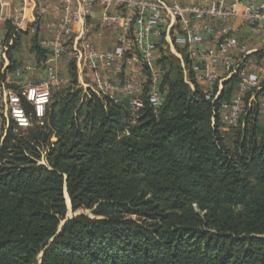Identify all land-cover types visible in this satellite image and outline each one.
Masks as SVG:
<instances>
[{
	"label": "trees",
	"instance_id": "trees-1",
	"mask_svg": "<svg viewBox=\"0 0 264 264\" xmlns=\"http://www.w3.org/2000/svg\"><path fill=\"white\" fill-rule=\"evenodd\" d=\"M7 31L12 73L26 33ZM32 53L38 66L49 54L36 37ZM185 63L188 82L162 50L165 102H146L136 120L128 99L86 93L72 63L44 126L10 124L0 136V264H264V82L240 126L225 131L218 111L238 79L215 100ZM65 189L73 211L95 218L60 226Z\"/></svg>",
	"mask_w": 264,
	"mask_h": 264
},
{
	"label": "built area",
	"instance_id": "built-area-1",
	"mask_svg": "<svg viewBox=\"0 0 264 264\" xmlns=\"http://www.w3.org/2000/svg\"><path fill=\"white\" fill-rule=\"evenodd\" d=\"M30 1L33 4L36 2V0ZM56 1L60 6L58 10L62 14V22L59 25L60 34L55 39L39 41V45L47 49L51 57L44 65L45 79L39 85L19 82L16 89H6L2 83L0 119L4 118L5 122L2 128L3 137L6 136L8 125L12 122L22 129L31 128L34 124L39 127L45 125L46 109L51 101V92L66 83L50 62L60 59L67 53L64 37L71 36L76 26L84 30L87 19L97 7L104 10L102 24L105 28L112 29L118 25L123 27L117 36V44L113 49L100 51L77 43L74 45L73 60L76 63L78 75L83 76L87 72L92 74L91 90L96 95L107 97L113 91L125 95L134 120L143 111L146 102L155 110H159L165 102V96L150 90L145 99L140 85L126 82L115 86L103 75L101 69L109 70L119 62L129 64L135 61H140L151 68L158 55L161 40L167 42L171 48L193 47L204 41L202 33L214 31L213 26L209 25L211 22L235 21L241 17L244 22L251 25L264 24V7L244 6L243 8L242 0H231L230 4L220 0L217 5L209 6L187 4L179 0ZM221 31L224 38L220 53L193 51V57L197 61L191 68L196 74H200L202 63L221 64L228 77L238 79L239 94L222 104L218 116L225 126L239 127L242 118L248 115L254 104L253 97L246 105L243 103V98L250 91L261 89L264 65L260 67L259 73L253 72L247 63L249 53L246 47L230 33V29L224 28ZM7 51L8 47L0 44V53L4 55ZM230 51H235L239 56H231ZM37 69L36 64H25L16 71V75L31 74ZM208 96L215 100L218 98L213 93ZM114 101L118 103L120 99ZM24 102L32 108L31 114H27ZM52 141L55 139L53 138ZM46 153L47 151H44L43 156H46Z\"/></svg>",
	"mask_w": 264,
	"mask_h": 264
},
{
	"label": "crops",
	"instance_id": "crops-1",
	"mask_svg": "<svg viewBox=\"0 0 264 264\" xmlns=\"http://www.w3.org/2000/svg\"><path fill=\"white\" fill-rule=\"evenodd\" d=\"M179 1L187 4L209 6L217 5L220 0ZM225 2L230 4L231 0H225ZM242 4L243 8L244 6L263 8L264 0H242ZM59 7V3L56 0H36L35 4H33L30 0H0V44L7 46L8 48L13 44V41H10L9 43L5 42L8 33V24L12 25L17 31L26 33V36L22 41V52L18 54L20 66L14 72L7 73L6 69L10 64L7 52L4 53V55L0 53V75H5V79L0 81V96L2 94V83L5 85L4 88L6 87L7 89L13 87L14 85L17 86L19 82L29 83L30 85H39L45 79L44 65L47 60H50V53L48 54L46 61L42 63V65L38 66L37 59L34 53H32V40L35 37L38 39V41L51 40L55 39L60 34L59 25L62 22V14L58 10ZM103 17L104 10L99 7L95 8L91 17L87 19L86 28L84 30H81L79 26H76L71 36L64 37V44H66L67 53L60 59L51 60L50 62L54 66L57 74L66 82L58 89L67 87L70 84V65L75 63L73 60L75 44H84L90 49H96L100 51H107L113 49L116 46L117 36L120 33V29L123 27L118 25L112 29H107L102 24ZM209 25L213 26L214 31L211 33H202L204 41L202 43L193 45V47L171 48L167 42L161 40L159 42L158 55L153 67L151 68L140 61H135L129 64L119 62L114 68L109 70L101 69V71L103 75L107 77L115 86L123 85L126 82H132L140 85L144 91V85L150 82V90H155L161 95L166 96V90L162 91L161 89L164 73L158 64V61L162 57V50L180 60V63L184 69L185 79L188 82V69L186 68L185 59H188L190 63L189 69L192 70L191 66L195 63V61H197V59L193 57V51H213L214 53L219 54L224 38L221 30L228 28L231 30L230 33L239 39V41L246 47L249 53L247 55V63L251 66L250 69L255 73H259L260 67L264 65V57L257 56V53H264V24L251 25L247 22H244L241 17H239L238 20L235 21H216L209 23ZM230 55L235 57L239 56L235 51H230ZM25 64H36L38 69L31 74L25 73L23 76L16 75V71ZM76 73L79 85L83 87L86 93L88 90L92 92V74L87 72L83 76L78 75L77 67ZM195 75L200 87L207 94L213 93L218 97L222 93L225 83L232 78L228 77L227 72L224 70L221 64L212 65L209 63H202L200 74L195 73ZM87 79L90 81H86ZM262 81L264 82V75ZM191 87L193 89V85H191ZM238 92L239 90L237 87L232 98L237 97L239 94ZM250 92L252 93V91ZM257 92L258 91H254L251 94V97H249L248 101L250 98L252 99V97L255 101V95ZM246 96L247 94L243 98L244 104V99ZM107 97L112 100L120 99V101L126 99L125 95L115 91L110 93ZM258 100L259 104H261V113L264 115V112H262V109H264V92H261ZM4 126L5 122L3 118L0 119V136H2V128H4Z\"/></svg>",
	"mask_w": 264,
	"mask_h": 264
},
{
	"label": "rangeland",
	"instance_id": "rangeland-1",
	"mask_svg": "<svg viewBox=\"0 0 264 264\" xmlns=\"http://www.w3.org/2000/svg\"><path fill=\"white\" fill-rule=\"evenodd\" d=\"M23 54H24V52H23ZM75 64V63H74ZM86 81H90V80H86ZM16 85H14L13 87H11L12 89H16ZM60 91V89H55V90H53L52 92H51V99H52V97H53V95H55L57 92H59ZM51 102V101H50ZM220 123H221V121H220ZM11 124V123H10ZM10 124L8 125V127H10ZM222 124V126H223V130L225 129V131H227V129H230V128H236V127H230V126H225L223 123H221ZM6 125H7V123H6ZM42 165H46V162H45V160L43 159V161H41L40 162ZM67 195V197H66V195ZM64 195H65V200H66V204H67V214H66V216H65V220L64 221H61V225L60 226H62L65 222H66V220H70V219H73V218H75V217H78V216H80V215H85V216H87V217H90V218H95V216H94V214H93V212H92V210H79V211H73L72 210V207H71V204H70V201H69V196H68V193H67V190L65 189V192H64ZM67 199H68V201H67ZM42 257V255H40L39 256V258H41Z\"/></svg>",
	"mask_w": 264,
	"mask_h": 264
},
{
	"label": "bare ground",
	"instance_id": "bare-ground-1",
	"mask_svg": "<svg viewBox=\"0 0 264 264\" xmlns=\"http://www.w3.org/2000/svg\"><path fill=\"white\" fill-rule=\"evenodd\" d=\"M66 195V194H65ZM66 197H67V195H66ZM67 201H68V199H67Z\"/></svg>",
	"mask_w": 264,
	"mask_h": 264
},
{
	"label": "water",
	"instance_id": "water-1",
	"mask_svg": "<svg viewBox=\"0 0 264 264\" xmlns=\"http://www.w3.org/2000/svg\"><path fill=\"white\" fill-rule=\"evenodd\" d=\"M69 201H70V199H69ZM70 204H71V202H70Z\"/></svg>",
	"mask_w": 264,
	"mask_h": 264
}]
</instances>
